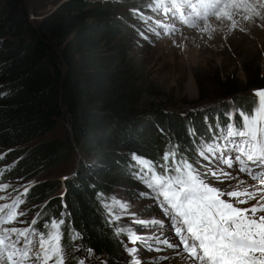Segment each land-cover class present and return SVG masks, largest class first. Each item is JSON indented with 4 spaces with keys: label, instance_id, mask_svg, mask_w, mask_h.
<instances>
[{
    "label": "trees",
    "instance_id": "obj_1",
    "mask_svg": "<svg viewBox=\"0 0 264 264\" xmlns=\"http://www.w3.org/2000/svg\"><path fill=\"white\" fill-rule=\"evenodd\" d=\"M115 8L64 0L33 26L23 0H0V150L7 165L0 179H33L75 151L88 159H79L63 186L41 180L23 195L42 203L39 230L62 219L65 246L78 242L109 264L120 260L121 248L100 195L116 189L119 177L134 191L129 179L137 178L139 168L131 156L153 161L159 171L165 151H174L177 160L189 148L198 155L203 145L222 139V130L238 122L240 112L253 108L252 101L241 99L236 107L241 111L235 109L229 120L222 102L200 117L197 110L182 114L159 103L139 107L143 70L130 50L137 32L130 16H116ZM239 67L241 81L195 73L197 99L264 89V61L259 67L241 60ZM58 121L67 130L55 138ZM74 234L79 238L73 240Z\"/></svg>",
    "mask_w": 264,
    "mask_h": 264
},
{
    "label": "snow or ice",
    "instance_id": "obj_2",
    "mask_svg": "<svg viewBox=\"0 0 264 264\" xmlns=\"http://www.w3.org/2000/svg\"><path fill=\"white\" fill-rule=\"evenodd\" d=\"M153 3L155 10L163 9L165 13L178 15L180 22L187 27L197 28L202 21L201 32L216 30L209 22L212 17L218 22H229L230 28L237 27L235 17L241 12L245 13V20L259 17L264 21V0H153ZM167 31L174 29L168 27ZM253 95L256 99L252 110L240 112L238 122L228 123L222 130V139L229 141L230 146L221 149L203 145L198 156L208 160L209 165L215 163L228 169L237 168L257 182L256 190L241 189L240 185L245 184L243 180L231 191L215 187L208 177L231 179L232 174L211 166L202 172L186 158L177 160L174 151L163 153L159 171L153 161L133 154L132 159L139 168L137 178L149 189L164 216L170 219L174 237L179 242L168 237H142L130 228H117V235L124 233L129 243H140L149 251H163L162 248H153L148 242L155 240L157 245L176 250V255L187 264H264V89H254ZM228 118L233 119L231 114ZM229 152L234 155L229 156ZM199 163V160L195 162ZM7 187L2 185L0 190ZM5 199L0 196V200ZM249 201L255 203L244 208L237 206ZM22 202L16 199L0 204V264H49L50 261L65 264L61 243L63 233L60 230L64 221L52 220L50 224H44L48 230L46 233L33 227L38 223L35 218L29 227L12 226L22 222L18 218L25 215L19 210ZM104 206L109 210V223L120 219L111 211L113 208L121 212L128 209L126 203L116 199ZM39 215L41 213H37ZM134 222L145 227L155 224L163 228L161 220L137 219ZM33 236L39 237L38 247ZM78 238V234L72 236L73 240ZM125 250L132 257L131 264H141L136 257V247H126ZM91 252L88 249L89 255ZM79 264H84V261L80 260Z\"/></svg>",
    "mask_w": 264,
    "mask_h": 264
},
{
    "label": "rangeland",
    "instance_id": "obj_3",
    "mask_svg": "<svg viewBox=\"0 0 264 264\" xmlns=\"http://www.w3.org/2000/svg\"><path fill=\"white\" fill-rule=\"evenodd\" d=\"M62 1L64 0H23L28 22L36 26L44 16ZM87 1L92 4H114L116 8L113 12L116 16H124V14L130 16L128 18L131 27L137 32L135 39L131 41V57L140 64L143 70V77L140 83L139 107L144 108L151 103H159L165 108H172L182 114H191L197 110L196 112L199 113L198 116L200 117V113L204 114L208 110L214 112L220 109L219 104L223 103L228 105L221 107L222 110H229V113H226L228 118V114L236 112L235 109L240 110L236 107L239 106L241 99L252 102L256 99L253 95V90H251L227 98H208V100L199 101L197 99L194 74L202 73L204 76H212L214 73H219L220 76H227L231 80L241 81L242 73L239 67L241 60L251 61L252 64L258 63L260 67L264 61V21L259 17L245 20L243 18L245 13L241 12L235 17L237 21L236 28H230L227 21L218 22L212 17L209 18V22L216 30L214 32H201L202 21L197 28L187 27L180 22L178 15H173L171 12L165 13L163 9L155 10L153 0H137L135 4L130 0ZM132 6L133 8H131ZM168 27L173 28L174 31L168 32ZM66 130V124L58 121L51 135L55 138H60ZM184 153V158L193 162L194 166L198 167L202 172L205 171L206 167L211 166L213 168H223L232 174L233 178L231 179L221 177V180H217L215 177H208L213 186L231 191L235 189L239 181L243 180L245 184L240 185L241 189L247 187L249 191L256 190L257 182L240 173L237 168L228 169L222 164L217 165L215 163L209 165L208 160L199 157L195 150L190 152V148L185 149ZM228 155L232 156L234 154L229 152ZM0 156H2L1 150ZM81 158L84 157L77 151L69 153L55 167L30 180L18 179L10 183L0 179V186H8L6 189L0 190V196L6 198L5 200H0V204L11 203L16 199L23 201L19 205V210L23 211L25 215L18 218L22 222L12 226L26 228L31 225L33 218L39 219L37 213L40 212L42 203L39 205L31 199L26 200L23 192L28 186L46 179L57 181L63 186L65 182L71 180L70 178L75 173L77 163ZM84 160L88 161L85 158ZM197 160L200 161L199 164H195ZM5 167L7 165L0 159V168ZM119 178L116 189L108 194L100 195V201L108 222L111 217L108 214L109 210L104 205L111 204L113 199H116L126 203L128 209L127 212H121L118 208L111 210L113 214L120 216L119 220L110 223L115 229L130 228L142 237H168L178 243V239L174 237L170 219L164 216L163 211L158 206L157 201L152 198V194L145 184L135 176L133 178L129 177L131 185L134 187V191H129L128 184ZM141 193L146 195H141ZM253 203L255 201H249L248 204L237 206L244 208L251 206ZM137 219L144 221L161 220L163 221V228L161 229L160 226L155 224L145 227L135 223L134 221ZM50 223L51 221L48 222V224ZM33 227L45 233L48 231L44 227L41 230L36 225ZM32 239L38 247L39 237L33 236ZM117 240L120 243L121 254L120 260L114 264H131L132 257L128 255L125 250L126 247H136L138 249L136 257L141 264H157V261L158 264H187L186 261H182L176 255V250L166 249L163 245H157L155 240L148 242L153 245V248H162L164 249L163 251H149L140 243L131 244L124 233L117 235ZM61 243L66 257L65 264H79L80 260H83L84 264H109L103 256L96 255L93 252L89 255L88 249L82 247L78 242H73L70 246H65L63 241ZM160 257H167V259H159ZM49 264H54V261H50Z\"/></svg>",
    "mask_w": 264,
    "mask_h": 264
},
{
    "label": "water",
    "instance_id": "obj_4",
    "mask_svg": "<svg viewBox=\"0 0 264 264\" xmlns=\"http://www.w3.org/2000/svg\"><path fill=\"white\" fill-rule=\"evenodd\" d=\"M62 195H63V192H62Z\"/></svg>",
    "mask_w": 264,
    "mask_h": 264
}]
</instances>
